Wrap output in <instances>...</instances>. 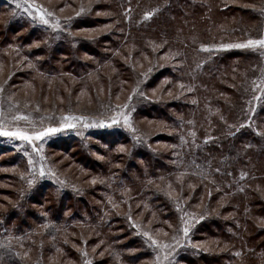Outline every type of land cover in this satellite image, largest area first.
Instances as JSON below:
<instances>
[{"label": "rangeland", "instance_id": "1", "mask_svg": "<svg viewBox=\"0 0 264 264\" xmlns=\"http://www.w3.org/2000/svg\"><path fill=\"white\" fill-rule=\"evenodd\" d=\"M176 1L178 0L170 1L167 8L170 10L174 6L173 2ZM182 1H188L193 6L198 0ZM17 2L18 0H0V121L8 129L21 128L29 133L48 127H60L64 116L82 117L83 122H77L75 129H66L61 133L36 141L35 145L39 147L35 151L33 150L34 145H28L26 142L9 137H0V165L3 166L0 170V190L15 186L16 182L12 181L15 176L19 181L30 186L32 196L37 195L34 197V204L28 205V208L43 211L40 206L48 207L53 201L51 194L46 192L45 196H38L41 192L40 187L45 185L49 187L48 193L63 194L62 197L65 199L63 202L66 203L62 204L65 208L67 207L65 213L67 218L73 219L78 213L76 208L84 206L87 202L82 199V196L88 198V195H80L78 201L74 202L73 199L69 200L70 194L79 191L81 186L84 189L87 188L90 178L94 176V173L81 164L80 157L84 144L87 147L91 143V148L94 145L101 151L106 148L102 146L100 138H88L86 135L102 131L121 138L115 141L119 142L116 148L125 158H129L128 162L134 166L137 162L143 163L139 157L144 158L145 153L157 152L163 155V151H168L167 141H160L156 135L164 127V123L158 118L157 112H153L150 108L143 109L151 104L157 105L163 102L164 98L169 100V96L175 92L188 89L182 81H177L181 74H175L174 80L167 77L166 69L173 67L172 71L179 73L184 66L181 57L172 51V46L155 40L156 46L152 47L151 55L141 53L139 49L135 55V49H133L135 57L130 69L133 72L134 82L133 78L128 81L122 79L119 88L114 91L109 88L111 86L107 84V81H97L94 75H91L88 80L91 84L80 89L75 80L77 77L71 75V73H76V70L78 72V69L75 70L70 59L81 57L84 62L96 60L97 56L86 50L90 46L89 43L94 42L90 47L99 51L100 47L102 48L100 39L107 36L117 23L108 19L109 12L100 9L102 6H93V0H29V3H34L37 9L43 8L52 13L47 17L50 21L49 25H42L38 18L34 19L36 12L31 10L25 12L23 8L17 9ZM225 3V5H232V9L225 14L226 17L220 19V22L216 18L214 6L211 4L207 8L205 14L210 19L209 25L212 24L213 32H220L223 35L199 42L194 61L198 64L196 68L204 72L206 67H211L214 61L226 58L223 68L230 67L225 74L226 80L234 83L242 81L236 87L234 83H231L232 89L240 93V106L242 107L238 118L229 122L233 128L232 133L234 135L241 133V136H245L243 141L247 148L258 151L260 146L264 150L263 146H258L264 143V119H262L264 116L262 114L264 109V49L226 47L245 43L249 39H264V0H225ZM129 8L134 7L128 5L126 12ZM156 12L155 9L145 11L142 17L140 16L139 22L149 20ZM242 12L246 14L242 16ZM77 13L80 14L77 15ZM125 20L127 23L132 22L131 13L129 16L126 14ZM56 22H59L60 27L54 30L51 25ZM105 48L103 47L100 53L106 51ZM29 59L40 60L41 68L36 70L34 68L33 74L29 76L23 73L17 74L13 83L10 84L11 77L17 71L22 70L19 62ZM49 63L56 66V71L52 73V80L46 85L42 75L47 73ZM66 68L70 73H66ZM103 71L106 75L113 74V69L109 66H105ZM228 74L230 76H227ZM203 77L206 76L197 79L193 89H190L196 104L197 101L200 102V96H202L200 90H211L207 82L201 81ZM92 85L93 90L90 87ZM218 94L227 95L226 93ZM130 96L131 100H129ZM234 96H237V93H232V96L228 97L233 98ZM205 103L211 105V101ZM119 113L128 115L130 128L125 125L123 115L119 116L120 123L112 127L84 126L85 123L98 125L100 122L107 125L111 122V118ZM17 115L27 116L28 119H13ZM119 133L120 137L117 135ZM72 137H75L74 145ZM68 138H71V144L68 147L70 150L62 151L58 145L55 149L50 147V143ZM101 151L91 149L86 155L102 162L105 161V157L99 153ZM13 159L15 162H12ZM118 162L122 164L125 161ZM160 162L164 161L160 160ZM41 168L46 173L43 177L40 176ZM173 171L170 170L168 173ZM10 175L12 177H8ZM167 175L169 174L166 173ZM167 177L161 179L160 182L164 183ZM185 177V174L180 172V175L172 176L166 185H154L158 190L163 188L162 195L167 198L172 207L173 218L168 231L156 227L147 217L144 220V212L141 216L138 213L134 217L130 212L127 213L126 220L131 236L138 242L139 248L147 254L144 264H157L158 258L159 264H199L192 253L201 249L212 251L221 242L216 236L207 237L204 234H199L193 239V232L198 225L205 222L209 215L216 214L224 201L217 195L214 200L209 201L217 189L212 191L209 188L199 193L198 197L195 196V183L186 182ZM237 177L243 181V184L245 181L248 185L252 184L264 201V187L260 186V183L264 184L262 179L257 177L251 183V177L246 171H240ZM30 180L33 181L31 185ZM213 183L217 187L216 180ZM132 198L126 200L127 205ZM89 200L92 203V198L89 197ZM4 201L8 206L11 198L0 195L1 211L6 208ZM37 201H42V205L38 206ZM53 211L54 209H51L50 215ZM50 215L45 218L51 217ZM181 218L191 226L187 237L184 236L182 230L185 225ZM258 224L264 227V217H258ZM145 233L155 239L159 245L170 247L153 246L151 240L144 235ZM216 233L215 235H218V232ZM71 235V238L66 241L71 249L70 252L60 248L47 255L42 249H38L39 253L21 243L22 262L20 264H85L86 261L94 264L101 259L105 261L102 257L106 252V246L100 250L101 243L94 240V235L90 231H82V237L79 236V239L75 237L79 242L77 244L72 240L74 234ZM4 237V240L11 239L10 234ZM14 238L20 240L18 237ZM251 251L253 254L258 253L260 259H264V237L258 240V249H251ZM165 255L168 256L167 260L164 259Z\"/></svg>", "mask_w": 264, "mask_h": 264}, {"label": "trees", "instance_id": "2", "mask_svg": "<svg viewBox=\"0 0 264 264\" xmlns=\"http://www.w3.org/2000/svg\"><path fill=\"white\" fill-rule=\"evenodd\" d=\"M170 1L172 2V0H93V6H102L100 9L108 11V19L116 22L117 25L107 36L100 39L102 48L106 47V51L100 53L101 47L99 51H95L90 47L94 42L89 43L90 46L86 50L97 56L96 60L84 62L81 57L70 59L75 70L78 69V72L76 70V73H71L72 76L77 77L75 80L78 82V88L82 89L81 87L90 85L88 80L94 75L97 81H107L111 86L109 88L116 91L121 83L120 80L128 81L133 78L130 69L135 57L133 49L135 55L138 53H136L137 49L141 53L151 55L156 41L172 46V51L181 57L184 67L179 73L173 72V67L166 69L167 77L174 80L175 74H181L177 81H182L188 89L175 92L169 96V100L164 98L163 102L157 105L151 104L143 109L150 108L153 112H157L158 118L164 123V127L156 136L162 142L167 141L168 151H163V155L157 152L145 153L144 158L139 157L143 163L137 162L134 166L128 162L130 159L125 158L116 148L119 142L115 141L121 138L102 131L88 133L90 136L86 135V137L100 138L102 146L106 148L101 151L94 145L91 148V143L87 147L84 144L85 150L82 149L80 157L81 164L94 173V176L90 178L87 188L81 186L79 191L69 193V200L73 199L74 202L78 201L80 195H88V198L82 196L87 202L84 206L76 208L78 213L73 219L67 218L65 213L67 207L62 204L65 202H63V194L48 193L49 187L45 185L40 187L41 192L38 196H45V192L51 194L52 205L45 207L42 201H37L38 206L42 205L40 207L43 211L28 208V205L34 204V197L37 195L32 196L30 186L13 176L12 181H15L16 185L0 190V195L11 198L8 206L4 201L6 208L0 210V264H20L21 243L39 253L38 249H42L47 255L60 248L70 252L71 249L66 241L71 238V234H74L73 242L79 243L76 238L82 237L84 230L90 231L94 235V240L101 243L100 250L106 246V252L102 257L105 261L101 259L96 263L139 264L142 261L144 264L147 254L139 248L138 242L131 236L126 220L127 213L130 212L134 217L138 213L141 216L144 212V220L147 217L156 227L168 231L173 218L172 207L162 195L163 188L158 190L154 185H166L172 176L180 175V172L185 174L186 182L195 183V196L198 197L199 193L209 188L212 191L217 189L209 201L214 200L216 195L222 197L224 201L217 213L209 215L208 219L198 225L193 232V239L199 234H204L207 237L216 236L221 240L212 251L201 249L193 252L192 255L197 262L199 264H264V259H260L258 253L253 254L251 251L258 249V240L264 237V227L258 224V217H264V201L252 184L248 185L246 181L243 184V181L237 177L240 171H246L251 177V183L257 177L264 181V159H262L264 150L259 146L264 147V143L258 144V151L249 149L243 141L245 136H241V133L235 135L232 133L233 128L229 122L238 118L242 107L239 91H234L231 86L234 82L226 80L225 74L230 68L229 66L223 68L226 58L214 61L204 72L196 68L198 64L194 61L199 42L223 35L220 32H213L212 24L209 25L210 19L205 14L207 8L211 4L214 6L216 18L220 22V19L226 17L225 14L232 9V5H225V0H196V4L192 6L188 1L178 0L173 2L174 6L169 10L167 5ZM128 5L134 8H129L126 12ZM150 9H155L156 14L140 23V16L142 17V14ZM130 13L133 23H127L125 20L126 14L129 16ZM244 14L246 12H242V16ZM136 23L139 25H135ZM188 62L190 63L187 64ZM40 64V60L35 59L19 62L22 70L11 77L10 84L17 74L23 73L29 76L33 74L34 68L35 70L41 68ZM53 65L49 63L47 73L42 75L46 85L50 83L52 73L56 71V66ZM105 66L112 68L113 74L106 75L103 71ZM66 73H70L68 68ZM202 76L206 77L201 81L207 82L211 90H200L202 96L200 102L197 101L196 104L190 89H193L196 80ZM239 82L233 85L236 87ZM90 87L93 90V85ZM232 93H237V96L228 97L232 96ZM208 101H211V105L205 103ZM262 111L264 115V109ZM117 135L120 137V133ZM72 139L74 145L75 137ZM69 144L71 138L52 142L50 147L55 149L58 145L62 151H68ZM90 148L92 151L95 149L101 151L99 153L105 157V161L88 157L86 154L89 153ZM121 160L125 162L119 164L118 161ZM12 162L15 160L13 159ZM1 168L2 165L0 170ZM170 170L174 171L168 173ZM166 173L169 174L168 177ZM164 177H167L164 183L160 182ZM215 180L217 187L213 183ZM260 186L264 187V184L260 183ZM89 197L92 198V203ZM130 198L133 200L131 199L127 205L126 200ZM51 209H54L52 215H50ZM47 215L51 217L45 218ZM216 232L218 235H215ZM6 234L11 235L9 241L4 240Z\"/></svg>", "mask_w": 264, "mask_h": 264}, {"label": "snow or ice", "instance_id": "3", "mask_svg": "<svg viewBox=\"0 0 264 264\" xmlns=\"http://www.w3.org/2000/svg\"><path fill=\"white\" fill-rule=\"evenodd\" d=\"M25 5H27V7H25ZM16 8L17 9H21L23 8V10L25 12H29L30 10L33 12H36V15L33 17L34 19L38 18L39 23L42 25H49L50 21L47 17L51 16L52 13L47 12L46 10H44L43 8H39L37 9V6L34 3H29V0H18V2L16 3ZM81 11H83V9H81ZM80 13H77V15H79ZM53 27V29H58L60 27L59 22H56L54 24L51 25ZM226 47H235V48H252V49H256V48H261L264 49V39H249L247 40L245 43H238V44H234V45H227ZM205 51H207L208 49H204ZM181 87H183V85H181ZM135 92V90H134ZM142 94V93H141ZM132 97H129V100H131ZM257 99H259L257 97ZM125 107H127V105H125ZM123 115L124 118V123L125 125H127L129 128L131 127V123L129 120V117L127 114L125 113H119L117 116H114L111 118V122L108 123L107 125L104 122H100L98 125H93V124H88L85 123L84 126L85 127H94V126H99V127H112L114 125H118L120 123L119 120V116ZM13 119L15 120H27L28 117L27 116H23V115H17L15 116ZM77 122H83V118L82 117H78V116H64L62 118V124L60 127H48L45 128L43 130L40 131H34L32 133H29L21 128H16V129H8L4 126L3 122L0 121V137H9V138H13L15 140H19L21 142H26L28 145H34L33 150H38V145H35L36 141H40L43 140L46 137H50L53 136L57 133H61L63 131H65L66 129H75ZM133 131H135L134 129H132ZM121 151H123V149H121ZM46 173L44 171L43 168H41L40 170V176L43 177L45 176ZM33 183V181H29V184L31 185ZM183 221V218H181ZM184 223V227H183V233L184 236L187 237L189 230H190V225L188 224L187 221H183ZM145 236H147V238L149 240H151V244L157 248H167L170 247L169 245H159L158 242L155 239H152L151 236H148L147 233L144 234ZM84 255H86V253H84ZM164 259L167 260L168 256L165 255ZM85 264H90V262L86 261ZM157 264H159V258L157 260Z\"/></svg>", "mask_w": 264, "mask_h": 264}]
</instances>
